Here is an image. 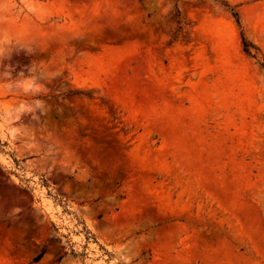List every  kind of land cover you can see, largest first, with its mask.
<instances>
[{
	"label": "rangeland",
	"instance_id": "374dc122",
	"mask_svg": "<svg viewBox=\"0 0 264 264\" xmlns=\"http://www.w3.org/2000/svg\"><path fill=\"white\" fill-rule=\"evenodd\" d=\"M0 264H264V0H0Z\"/></svg>",
	"mask_w": 264,
	"mask_h": 264
},
{
	"label": "trees",
	"instance_id": "16d2710c",
	"mask_svg": "<svg viewBox=\"0 0 264 264\" xmlns=\"http://www.w3.org/2000/svg\"><path fill=\"white\" fill-rule=\"evenodd\" d=\"M233 15L236 16V13H234ZM238 21V20H237ZM243 47H244V51L247 52L248 54H250V47H253L251 46V44H249L248 42H246L243 38ZM36 259V258H35Z\"/></svg>",
	"mask_w": 264,
	"mask_h": 264
}]
</instances>
